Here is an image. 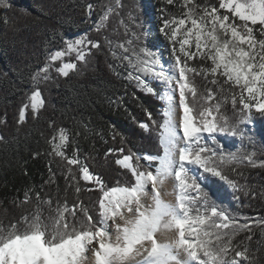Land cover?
<instances>
[{
  "label": "snow or ice",
  "instance_id": "snow-or-ice-1",
  "mask_svg": "<svg viewBox=\"0 0 264 264\" xmlns=\"http://www.w3.org/2000/svg\"><path fill=\"white\" fill-rule=\"evenodd\" d=\"M73 4L99 38L87 32L68 39L62 35V45L28 72L31 87L19 89L15 131L11 136L0 131V151L18 155L22 126L29 119L42 120L47 110L44 90L59 87L61 76L83 75L103 54L117 79L160 101L159 119L142 105L146 121L133 117L154 138L156 152L133 151L126 137L109 126L120 147L106 149L102 163L91 153L87 157L97 167L114 163L125 170L120 173L123 180L108 186L90 171L77 139L99 136L107 144L104 135L74 117V130L57 126L54 119L45 121L51 137L41 132L46 148L32 151L31 157L46 158L48 176L40 186L26 185L22 198L19 190L10 198L18 210L11 219L4 208L0 264H264V216L241 211L255 207L253 200L264 204V185L251 182L264 173V135L256 130L257 121L264 122V0ZM15 9L11 0H0L6 25L22 20L47 28L41 16L27 8H19L20 17L9 21L8 12ZM48 10L63 13L67 5L50 0ZM153 19L167 42L166 62L146 46ZM9 84L13 90L19 87L14 80ZM104 101L109 107H123L122 97L105 96ZM6 112L0 118L4 129ZM220 137L232 138L234 150ZM257 169L260 173L253 171ZM58 177L64 180L63 190ZM217 181L235 202V210L219 199L213 189ZM93 191L96 199L84 204L83 194ZM257 231L259 238L254 239Z\"/></svg>",
  "mask_w": 264,
  "mask_h": 264
},
{
  "label": "trees",
  "instance_id": "trees-1",
  "mask_svg": "<svg viewBox=\"0 0 264 264\" xmlns=\"http://www.w3.org/2000/svg\"><path fill=\"white\" fill-rule=\"evenodd\" d=\"M93 4H100L102 0H88ZM127 3V0H125ZM141 6L155 5L158 0H137ZM215 2V0H213ZM16 9L8 12L9 21L20 17L19 8H27L34 15L41 16L47 23V28L36 27L31 24H25L20 20L15 26L11 23L5 24L3 10H0V118L5 116L7 108V129L0 126V131H4L6 135L14 134L13 118L15 111L20 104L22 92L19 89L28 90L31 87L30 81L27 79L29 71H34L41 67L44 62L45 55L50 51H55L62 45L61 36L64 38H76L84 33H89L93 38L97 34L91 31L90 25L84 24L83 15L73 4V0H62L67 5V10L63 13H50L48 4L50 0H11ZM149 13H153L154 9L149 7ZM99 11L93 16L98 19ZM152 35L148 37L146 46L153 51L161 53L165 62L167 61L166 53L167 43H163L154 19L150 21ZM101 42H103L102 38ZM113 40L118 39L113 36ZM95 51V50H94ZM107 52V49L104 50ZM109 60L111 58L109 57ZM115 63V61H112ZM122 72L124 69H120ZM8 76L5 77L4 73ZM55 77V73H53ZM148 80V77H143ZM10 80H14L19 86L17 90H13L9 84ZM59 87L53 86L44 90L43 95L46 100V112L42 120L33 122L31 119L22 126L20 133V151L19 154L6 153L0 151V217L4 216V208H7L8 218L11 219L18 213L10 204V198L17 194L22 198L23 188L28 184L40 186L48 176V165L46 158L41 156L32 159L31 152L36 150H45L46 145L40 139V133L51 137V130L45 121L54 119L56 125L69 130L76 128L75 120L83 121L89 128L97 133H102L107 139L105 144L100 140L99 136H89L87 140L78 137L80 145V154L85 159V163L89 165L91 172L102 176L108 186H114L117 180H123L120 173L125 170L120 169L114 163L107 167H97L91 159H88L89 153L97 157V162L102 163L103 153L106 149L112 147H120L119 137L113 141L110 135V127L115 129L126 137L127 147H130L137 153L155 154L156 144L154 138L148 133L142 131L133 117L139 121H146L147 117L142 111L141 106L151 111L157 119L160 108V101L151 95L141 92L134 83L126 80L117 79L108 69L105 63V56L98 54L94 59L93 68L85 71L81 76H74L70 73L69 77H59ZM154 87L162 86L158 82L153 81ZM116 99L122 97L123 107L116 109L109 107L104 97ZM10 102V103H8ZM125 108L128 112H125ZM131 113V115H129ZM256 130L260 135H264V122L257 121ZM30 135H27L29 134ZM27 135V139L25 136ZM221 141L229 148L234 150L233 139H225L220 137ZM40 141L39 143H37ZM238 145V142H236ZM27 149V150H25ZM53 168L55 165L53 164ZM26 171L27 175L22 173ZM260 173V170H253ZM130 176V173L128 174ZM257 186L264 185V173H260L251 180ZM58 183L63 190L64 180L58 177ZM83 184V181H81ZM214 190H218V197L223 201L224 206L231 207L235 210V202L231 200L228 192L221 187L219 181L213 185ZM45 191L49 189L45 187ZM55 186H52L51 192L54 193ZM98 193L93 191L83 194V202L90 205L97 197ZM71 195L69 202L71 203ZM243 199V198H242ZM247 203V201H245ZM253 208H242L241 211L249 216H264V204L259 200H253ZM30 207V206H28ZM259 238V233L254 239ZM252 248L257 245L252 243ZM260 256L264 258V249L261 250Z\"/></svg>",
  "mask_w": 264,
  "mask_h": 264
},
{
  "label": "rangeland",
  "instance_id": "rangeland-1",
  "mask_svg": "<svg viewBox=\"0 0 264 264\" xmlns=\"http://www.w3.org/2000/svg\"><path fill=\"white\" fill-rule=\"evenodd\" d=\"M155 21V20H154ZM155 23H156V21H155ZM161 36V35H160ZM162 37V39H163V43H167L165 40H164V38H163V36H161ZM168 52V51H167ZM168 54L169 53H166V57L168 58Z\"/></svg>",
  "mask_w": 264,
  "mask_h": 264
}]
</instances>
